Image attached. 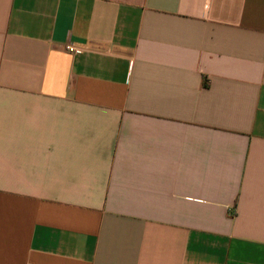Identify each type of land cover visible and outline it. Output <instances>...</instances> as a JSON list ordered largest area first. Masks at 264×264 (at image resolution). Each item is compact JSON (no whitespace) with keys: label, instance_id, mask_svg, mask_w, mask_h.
Listing matches in <instances>:
<instances>
[{"label":"crops","instance_id":"1","mask_svg":"<svg viewBox=\"0 0 264 264\" xmlns=\"http://www.w3.org/2000/svg\"><path fill=\"white\" fill-rule=\"evenodd\" d=\"M0 264H264V0H0Z\"/></svg>","mask_w":264,"mask_h":264},{"label":"built area","instance_id":"2","mask_svg":"<svg viewBox=\"0 0 264 264\" xmlns=\"http://www.w3.org/2000/svg\"><path fill=\"white\" fill-rule=\"evenodd\" d=\"M65 50L68 51V52H70V53H74V52L77 51V48H75L72 45H66Z\"/></svg>","mask_w":264,"mask_h":264}]
</instances>
